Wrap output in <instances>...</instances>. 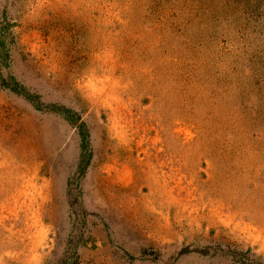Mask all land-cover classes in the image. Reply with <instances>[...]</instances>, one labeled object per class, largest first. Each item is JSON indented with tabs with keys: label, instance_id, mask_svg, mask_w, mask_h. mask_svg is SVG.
<instances>
[{
	"label": "rangeland",
	"instance_id": "374dc122",
	"mask_svg": "<svg viewBox=\"0 0 264 264\" xmlns=\"http://www.w3.org/2000/svg\"><path fill=\"white\" fill-rule=\"evenodd\" d=\"M0 264H264V0H0Z\"/></svg>",
	"mask_w": 264,
	"mask_h": 264
}]
</instances>
